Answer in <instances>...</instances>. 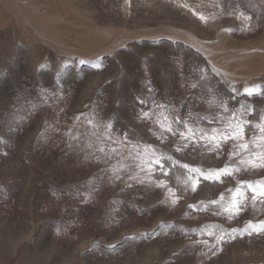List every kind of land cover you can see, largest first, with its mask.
<instances>
[{"label":"rangeland","instance_id":"374dc122","mask_svg":"<svg viewBox=\"0 0 264 264\" xmlns=\"http://www.w3.org/2000/svg\"><path fill=\"white\" fill-rule=\"evenodd\" d=\"M258 124L264 0H0V264H264Z\"/></svg>","mask_w":264,"mask_h":264},{"label":"snow or ice","instance_id":"6c2138e0","mask_svg":"<svg viewBox=\"0 0 264 264\" xmlns=\"http://www.w3.org/2000/svg\"><path fill=\"white\" fill-rule=\"evenodd\" d=\"M224 110L228 111V109L226 107L224 108ZM249 111H250V109H249ZM143 115L145 117H147L148 113H144ZM246 123L247 122L238 123L235 126H233L231 123H229L228 128L231 129L230 131L218 133V131L216 129H213L212 130L213 134L210 137L207 135H204V136H201L200 139L207 140L208 143H213L216 148L220 147L221 141H223V142H227L229 140L241 141V143L236 144V148L238 149V151H235L231 154L233 156L239 155V150H248V148H249V142L244 141V129H245ZM106 127L110 128L111 126L108 125ZM161 127L165 128L166 126L161 124ZM255 127L258 128L261 133H264V124H258ZM166 130L168 132H172L171 126H167ZM173 135H175V133H173ZM180 135L184 139H188V137H192L193 140L195 139L194 134L192 132V129H190V128L188 129V135L187 136H185L184 133H181ZM257 140H264V135H261L260 137H258ZM257 140H253V141H251V143L256 145L257 147H259V145L257 144ZM100 151L103 152V148H101ZM112 151L115 152L116 149H112ZM255 155H256V159L248 161L246 166L250 165L252 168L264 167V152L257 153ZM256 160H259L260 162L257 163ZM157 163H159V161H157ZM240 163L245 164V161L241 160ZM239 170H240L239 168L235 169V171H239ZM194 171H199V170L197 169ZM231 174H232L231 170H229L227 167H225L224 169L218 170V171L210 172L207 175H205L204 173H200V175L203 176L204 179L210 180V181H220L221 176H227V175H231ZM186 183H187V181H186ZM248 188L251 189V191L256 194L255 196L252 197L253 200L256 199V196H264V182L259 183V185H258L259 190L256 187H253L251 184L248 185ZM237 195L242 196V194L239 193V191H237ZM212 203H218V202L212 201ZM241 204H242V200L238 201L236 199H233L228 204V206L224 209V211L229 213L230 216L231 215H238L239 212L241 211ZM255 230L257 232L264 230V224H262L260 227H257ZM209 234L212 235V233H209ZM219 239L222 240L223 236L219 237Z\"/></svg>","mask_w":264,"mask_h":264}]
</instances>
